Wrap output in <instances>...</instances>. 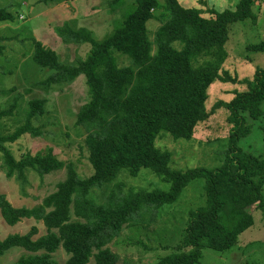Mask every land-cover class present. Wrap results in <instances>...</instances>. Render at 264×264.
Instances as JSON below:
<instances>
[{
  "label": "trees",
  "instance_id": "16d2710c",
  "mask_svg": "<svg viewBox=\"0 0 264 264\" xmlns=\"http://www.w3.org/2000/svg\"><path fill=\"white\" fill-rule=\"evenodd\" d=\"M56 1L40 0L45 4ZM133 1L134 10L101 41L94 40L86 28L66 24L57 29L65 44L92 46L89 55L76 65L62 64L55 51L33 40V61L54 72L40 86L49 88L85 77L90 102L81 108L76 125L88 131L86 145L93 174L83 179L69 166L67 179L57 191L33 209L15 208L6 195L0 194V214L7 225L15 227L25 219H34L43 222L47 230V235L37 237L39 230L33 227L26 234L0 240V259L13 249H21L26 254L14 264H57L53 254L63 249L69 257L67 264H89L92 258L94 264H118L119 255L107 246L124 227L176 205L185 189L199 179L204 182L205 204L189 212L179 247L186 251L156 264H199L205 249L228 252L255 224L249 209L264 210V154L247 153L240 147L241 140L252 133L249 119L263 116L264 69H257L252 79L244 81L246 91L217 105V109L227 110L231 125L220 166L174 170L172 153L156 147L163 135L174 140L193 139L197 127L217 110H207L211 86L217 81L237 82L222 73L228 58L226 45L232 25L257 21L256 1L240 0L234 10L212 11L214 17L206 18L196 8L183 7L179 0H165L169 18L154 40L148 23L156 19L159 0ZM15 19L8 9H0V23ZM7 40L0 37V42ZM250 50L264 52V41ZM3 51L0 46V54ZM119 56L128 58L130 65L120 66ZM18 104L16 97L7 110L0 109V121L12 117ZM45 104L39 99L29 102L25 123L12 134H0V153L9 179L16 176L24 181L27 171L45 176L64 168L51 151L17 161L7 147L29 133L40 135L32 122L44 114ZM142 170L162 178L169 190L122 193L119 189L103 204L89 199L94 189L113 183L119 173L127 171L137 177ZM72 208L83 222H72Z\"/></svg>",
  "mask_w": 264,
  "mask_h": 264
},
{
  "label": "rangeland",
  "instance_id": "374dc122",
  "mask_svg": "<svg viewBox=\"0 0 264 264\" xmlns=\"http://www.w3.org/2000/svg\"><path fill=\"white\" fill-rule=\"evenodd\" d=\"M256 22L246 21L231 26L226 45L228 58L222 73L236 79V83L215 82L209 89L207 110L217 109L220 103L231 101L235 93L244 92L245 80L253 78L257 69H264V52H252L251 46L264 41V0H255ZM185 8H196L206 18L214 17L211 12L234 10L240 0H179ZM6 8L15 16V22L0 23V37L8 40L0 42L4 51L0 54V109L7 110L14 98H19L18 109L12 117L0 121V134H12L25 123L28 104L33 100H45L44 114L33 120V127L40 135L27 134L8 149L20 161L27 156L46 155L50 151L64 163L61 171L40 176L27 171L25 180L16 176L6 177L4 159L0 153V194L6 195L15 208H37L44 200L57 191L61 182L67 179L68 167L72 166L85 179L93 174L86 145L88 131L77 126V116L81 108L90 102V94L84 76L72 83L40 86L54 72L33 61L34 41H40L46 48L55 51L64 65H76L85 59L92 46L90 44H65L57 34V29L69 24L71 27L88 29L94 40L101 41L115 29L135 8L133 0L114 4L113 0H57L41 3L40 0H0V9ZM156 19L148 23L149 35L154 40L155 33L169 18L165 0H159L155 11ZM155 49V48H154ZM119 65L129 66L126 57L119 56ZM252 133L241 140L240 147L247 153L264 154V104L263 116L259 120L249 119ZM231 125L228 112L220 108L196 129L193 139L174 140L163 135L156 141V147L172 153L171 168L187 171L195 168H215L221 165L223 153L228 148ZM204 182L196 180L184 191V195L174 206L164 207L146 216L145 221L125 226L121 235L107 246L119 255L118 264H156L162 258L183 253L179 249L183 243L189 212L205 204ZM122 193L152 192L169 190V184L149 170H142L137 177L127 171L119 173L115 181L102 189H94L89 199L96 204L106 202L108 195L118 190ZM264 192V190H263ZM254 226L243 233L238 244L226 253L212 249L203 251L199 264H264V210L252 207ZM153 218L152 221H150ZM77 218L72 208V222H83ZM37 227V237L47 235L41 221L25 219L15 227L5 223L0 214V240L12 234H26ZM26 252L13 249L0 259V264H14ZM57 264H67L68 255L63 249L53 254ZM89 264H94L92 258Z\"/></svg>",
  "mask_w": 264,
  "mask_h": 264
}]
</instances>
